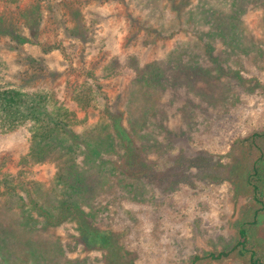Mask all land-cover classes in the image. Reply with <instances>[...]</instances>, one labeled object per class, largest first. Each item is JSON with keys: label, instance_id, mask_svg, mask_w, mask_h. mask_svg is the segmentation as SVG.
Returning <instances> with one entry per match:
<instances>
[{"label": "rangeland", "instance_id": "rangeland-1", "mask_svg": "<svg viewBox=\"0 0 264 264\" xmlns=\"http://www.w3.org/2000/svg\"><path fill=\"white\" fill-rule=\"evenodd\" d=\"M32 1L23 0L19 6ZM68 1L81 7L87 21L100 22L85 45L76 50L69 46L71 57L59 52L48 57L49 69H61L57 79L45 74L38 82L51 86L78 117L77 128L86 130L100 123L98 116L81 107L71 90L93 72L107 103L122 115V125L133 136L137 152L133 173L121 175L120 187L110 193L102 190L110 187L108 182L97 188L102 191L97 201L103 214L94 230H115L118 244L129 252L114 254L115 263L193 264L199 255L198 264H252L254 252L264 264V175L258 181L260 194L249 181L256 161L264 172V0H239L244 9L237 13L226 3L230 0H176L180 14L168 0L156 5L142 0L138 7L137 0ZM200 2L211 11L201 8L193 19L192 12H197L191 8ZM4 3L0 2V11L16 10L18 5ZM46 8L39 33L51 43L60 31ZM130 11L138 21H130ZM65 18L72 25L70 17ZM146 18L164 29L152 48L142 40ZM219 20L223 25L218 30ZM39 53L40 47L30 42L16 50L0 38V54L11 60L15 73L29 67L26 55ZM147 65L160 69L166 80H174L171 83L183 85L162 82V89L142 87L139 77ZM255 132L261 136L253 143L246 140ZM29 148L25 129L0 134V173L20 176L33 182L31 186L38 182L51 187L57 166L49 161L32 163ZM17 217L15 209L0 211L1 225L13 227ZM72 225L50 227L49 234L57 237H37V247L54 259L53 264H64L63 257L94 264L112 259L106 255L98 260L99 249L82 250L81 244L74 252L58 251L57 240H73ZM241 227L248 236L244 248L239 245ZM11 243L14 257H22L19 251L27 244L20 245L15 238ZM220 251L229 255L211 257V252Z\"/></svg>", "mask_w": 264, "mask_h": 264}, {"label": "trees", "instance_id": "trees-1", "mask_svg": "<svg viewBox=\"0 0 264 264\" xmlns=\"http://www.w3.org/2000/svg\"><path fill=\"white\" fill-rule=\"evenodd\" d=\"M22 1L0 0L5 2V5L18 4L16 10H5L7 9L5 8L0 11V38H4L6 44L16 50L30 42L40 47V53L26 55L25 59L29 67L20 74L13 72L11 60L0 54V134H8L19 129L27 130L30 136L28 156L32 163L53 162L57 166V171L52 186L48 188L41 186L38 182L31 186L33 182H26L20 176L14 177L10 173H0V197L2 198L0 211L15 209L19 215L13 227L0 223V264H53L51 261L54 259L49 260L37 247V237L46 235L50 239L57 237L52 233L49 234L50 227L63 224H73L74 231L70 234L73 240L66 243L60 239L57 240L58 251L74 252L81 244L82 250H90L89 248L92 247L99 249L102 253L98 251L100 253V257L97 256L98 260H102V257L106 255L112 257L109 261L106 260L105 264H120L113 260L114 254L125 256L129 255V252L123 245L118 244L117 232L108 229L106 232L98 230L97 233L94 230L98 229L97 224L101 221L103 214V207L97 201L102 191L97 192V188H101L105 182H108L110 187L102 190L110 193L112 189L120 187L121 175L133 173L137 154L133 136L129 129L122 125V115L117 113L113 104L107 103L109 98L102 91L98 80L94 78L93 72L85 81L71 90L72 97L81 107L89 109L98 116L100 123L92 124L86 130L77 128L78 117L57 97L54 89L38 82L45 77V74L56 79L62 74L57 66L48 68V57L57 52L64 54L66 59L71 57L69 46L76 50L79 44L85 45L83 41L90 40L88 35L97 27L100 19L87 21L81 7L71 5L68 0H34L21 8L19 3ZM141 1L137 0L135 6L138 7ZM175 1L168 0V3L180 14V3L177 4ZM238 1L230 0L226 3L230 4L236 13L242 12L244 7ZM149 3L156 5L158 0H149ZM210 5L213 6V4ZM46 7L50 9L52 22L60 31L57 39L51 43L45 42L39 33V27L45 20ZM161 7H163L162 4L159 5V8ZM201 8L209 14L211 9L208 8L212 7L206 8L205 4L204 8L202 2L196 3L191 8V11L196 9L197 12V14L192 12L193 19ZM65 16L70 17L72 25H69ZM129 17L131 22L138 21L137 15L132 11ZM221 21H218V30L223 25ZM145 23L147 28L142 40L151 44L152 48L157 37L163 36L164 29L153 26L148 18L145 19ZM143 70L146 74L143 73L139 77L142 87L157 90L163 88L162 82L169 84L174 81L166 80L167 75L160 69L156 70L147 65ZM175 82L177 83L171 84H177V88L183 85L180 81ZM97 131L99 134L96 136ZM260 136L259 132H255L246 140H252L253 143ZM141 150L144 151L143 148ZM263 175V169L256 161L254 170L249 175V181L257 194H260L258 181L263 178ZM103 181L104 183L99 185V182ZM84 205L88 207V210ZM17 228H21V235L15 233ZM240 236L239 245L244 248L248 236L243 227L240 228ZM14 238L20 245L27 244L22 251H19L21 255L23 254V258L14 257L16 252L11 243ZM210 255L220 259L228 256L229 252H211ZM199 259L201 256L196 255L193 264H198ZM62 263L94 264L80 257H63ZM251 263L263 264L261 258L254 252Z\"/></svg>", "mask_w": 264, "mask_h": 264}]
</instances>
